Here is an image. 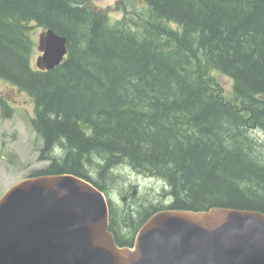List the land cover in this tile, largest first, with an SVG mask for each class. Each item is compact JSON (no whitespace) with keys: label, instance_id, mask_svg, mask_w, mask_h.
I'll list each match as a JSON object with an SVG mask.
<instances>
[{"label":"trees","instance_id":"16d2710c","mask_svg":"<svg viewBox=\"0 0 264 264\" xmlns=\"http://www.w3.org/2000/svg\"><path fill=\"white\" fill-rule=\"evenodd\" d=\"M116 5L110 22L83 0H0V80L32 99L48 162L30 176L72 175L104 194L123 167L162 182L168 204L130 185L117 192L127 204L108 202L119 246L162 210L264 215V0ZM31 24L67 40L53 70L31 66Z\"/></svg>","mask_w":264,"mask_h":264},{"label":"water","instance_id":"95a60500","mask_svg":"<svg viewBox=\"0 0 264 264\" xmlns=\"http://www.w3.org/2000/svg\"><path fill=\"white\" fill-rule=\"evenodd\" d=\"M36 60L50 71L67 54L53 30L39 36ZM103 194L72 176H37L0 199V264H264V215L224 208L150 216L132 247L107 230Z\"/></svg>","mask_w":264,"mask_h":264},{"label":"rangeland","instance_id":"374dc122","mask_svg":"<svg viewBox=\"0 0 264 264\" xmlns=\"http://www.w3.org/2000/svg\"><path fill=\"white\" fill-rule=\"evenodd\" d=\"M97 11H106L110 22L121 17V9L116 5L117 0H84ZM42 28L31 24L29 37L35 44L31 57V66L35 67V61L39 53L36 44ZM220 82L230 92L231 80L220 76ZM0 97L6 101L11 108L8 117L0 113V198L15 183L26 178L33 171L42 169L47 162L38 159L39 150L42 147L41 139L35 134L30 120L34 117V103L25 93L18 91L14 86L0 80ZM121 179L119 184L108 190L107 196L120 207L127 203H121L119 190L128 189L129 185L136 187L137 191L133 197L145 198L152 203L168 204L164 195L162 182L147 178L141 174L131 171L129 168H121L119 171ZM123 187V189L121 188ZM166 189V188H165ZM169 200V199H168ZM129 204H131L129 202ZM130 206V205H129Z\"/></svg>","mask_w":264,"mask_h":264},{"label":"flooded vegetation","instance_id":"af4514ba","mask_svg":"<svg viewBox=\"0 0 264 264\" xmlns=\"http://www.w3.org/2000/svg\"><path fill=\"white\" fill-rule=\"evenodd\" d=\"M135 193H136V190H131V194L132 195L135 194ZM121 198H122L123 202H127L128 196L127 195H122Z\"/></svg>","mask_w":264,"mask_h":264},{"label":"bare ground","instance_id":"6f19581e","mask_svg":"<svg viewBox=\"0 0 264 264\" xmlns=\"http://www.w3.org/2000/svg\"><path fill=\"white\" fill-rule=\"evenodd\" d=\"M151 216H152V215H151ZM143 224H144V223H143ZM143 224H142V225H143Z\"/></svg>","mask_w":264,"mask_h":264}]
</instances>
